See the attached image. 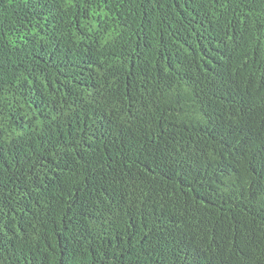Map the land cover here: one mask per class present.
<instances>
[{"label": "trees", "instance_id": "trees-1", "mask_svg": "<svg viewBox=\"0 0 264 264\" xmlns=\"http://www.w3.org/2000/svg\"><path fill=\"white\" fill-rule=\"evenodd\" d=\"M0 264H264V0H0Z\"/></svg>", "mask_w": 264, "mask_h": 264}]
</instances>
